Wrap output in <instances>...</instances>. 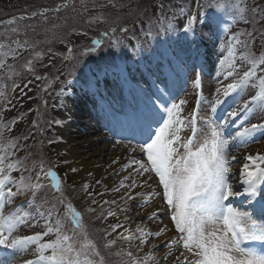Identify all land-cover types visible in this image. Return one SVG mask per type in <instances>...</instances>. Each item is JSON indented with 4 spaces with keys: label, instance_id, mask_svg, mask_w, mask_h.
Returning <instances> with one entry per match:
<instances>
[{
    "label": "snow or ice",
    "instance_id": "1",
    "mask_svg": "<svg viewBox=\"0 0 264 264\" xmlns=\"http://www.w3.org/2000/svg\"><path fill=\"white\" fill-rule=\"evenodd\" d=\"M69 2L63 0L52 11L58 13L62 8L67 9ZM109 2L112 7H116L112 0ZM193 2L197 11L193 12L183 6L179 9V15L184 17L180 31L186 39L195 35L197 23L207 21L218 27L224 15L230 16L234 22L242 21L244 24L253 21L261 24L264 21V7L258 4L248 6L244 0ZM72 7L75 10L74 4ZM171 10L172 5L168 4L167 11ZM208 10H212L211 16H208ZM49 11L45 8L0 21V81H5L0 86V96L6 95L3 89L7 87L8 80L21 93L32 83L29 80L23 87L15 83V78L21 76L16 61L24 52H28L29 57L21 67L26 73L32 74H35L36 65L47 54L57 55L52 53L51 47L46 52L38 50L41 43H53L54 36L51 39L46 37L44 41L31 39L28 29H35L31 24L23 23L38 16L47 21L46 14ZM155 15V20H149L150 27L146 36H151L152 28L157 25V33L161 30H177L171 22L177 16L174 14L169 17L166 14L163 0L156 4ZM87 22H107V17L98 15L90 17ZM230 28V25H226L223 31L228 32ZM119 31L127 33L129 29L120 27ZM116 32V27L104 31L101 38L93 39L91 45L80 52V56L96 53L103 45L104 38L110 37V34L114 37ZM257 38L264 40V30L233 31L220 44L222 55L219 65L223 73H217L219 86L215 89L214 97L208 101L212 116L204 121L208 133L202 141L197 139L202 131L197 126L202 97H198L196 109L189 117L182 115L186 100L164 102L161 99L173 95L169 87L170 76H179L177 69L171 67V62L169 75L163 79L158 77L154 82L155 92L144 93L139 100L130 103L126 110L118 112L112 109L109 112L119 134L132 138L117 143L140 156H131L120 166V171L127 174L121 179L120 186L112 191L125 189L121 200L126 203L144 195L140 192L133 194L134 189L146 185L151 187L149 181H155L158 187H162V192L147 193L143 203L148 204L159 197L163 201L164 210L170 212V220L175 229V236L164 243L169 251L163 257L157 259L153 251H159L160 244H153L148 253L139 256L138 253L143 252L150 238L164 235L167 226L153 232L137 225L132 231L119 222L116 210L109 209L106 215L101 211L97 219L106 221L112 217L116 220L108 225L111 231L105 229L106 236L115 234V238L107 240L104 248L111 249L117 240L127 242L126 248L114 253L121 258L120 264H163L169 257H174V264H264V153L242 152V149L257 141L258 133L264 134V123L248 126V120L243 119L257 110L264 111V75H258V72L264 73V52L257 55L253 50ZM113 43L118 46L120 41L114 40ZM141 49L142 45L138 41L133 51ZM63 58L76 59L71 47L67 48V55ZM9 60L13 62L9 63ZM237 60L241 63L238 64ZM244 65L248 66L247 70L240 75L239 69ZM34 78L39 81L47 77L35 75ZM230 78L231 82H226ZM67 83L71 84L72 81ZM86 83L91 87L90 80ZM193 86L201 87L199 74L193 80ZM250 87H258L250 100L238 103L233 99L232 105L224 110L219 119L213 118L230 97H238ZM237 120H241V123L229 132ZM15 123V119L11 124L0 122V264H16L30 250L34 258L23 260L22 264H106L105 256L89 236L82 213L65 197L59 174L52 167L46 166L43 160L31 159L30 162V154L24 157L18 155L21 151L20 139L26 140L28 137H11L8 134ZM187 130L191 134L185 138L181 133ZM133 139H136L135 145ZM241 156L244 162L237 171L242 191L236 187V173L233 170V165L240 163ZM118 160L112 163L116 164ZM71 171L76 172L77 169ZM49 188L57 195L52 200L39 198ZM88 188L89 185L85 184V191ZM20 197L27 199L21 205H16ZM238 198H243L239 205L234 203ZM92 203L97 204V201L93 200ZM103 203L116 204V201ZM6 208L10 209L7 214ZM125 210L119 209L120 212ZM87 211L95 213L96 208L89 207ZM124 218L128 219L127 216ZM147 219H158L157 212H152ZM40 220L44 222L41 232L32 235L15 234L19 228L34 227ZM47 237L54 238L46 240ZM133 242L136 253L131 250ZM173 249L179 254L176 255Z\"/></svg>",
    "mask_w": 264,
    "mask_h": 264
},
{
    "label": "rangeland",
    "instance_id": "2",
    "mask_svg": "<svg viewBox=\"0 0 264 264\" xmlns=\"http://www.w3.org/2000/svg\"><path fill=\"white\" fill-rule=\"evenodd\" d=\"M112 2L115 3L116 7H112L109 0H70L69 7L67 9L62 8L57 13L52 10L62 4L63 0H0V21L45 8L49 9L50 11L46 14L48 16L47 21L38 16L23 23L31 24L35 29L34 31L31 28L28 29V35L31 39L44 41L46 37L51 39L54 36L53 43L50 45L41 43L38 50L46 52L51 47L52 53L57 54L55 56L51 53L47 54L36 65L35 74L26 73L21 67L29 57L28 52H24L16 61L21 76L15 78V83L21 87L29 80L32 83L24 90V93H21L18 88H13L11 80L6 81L7 87L3 89L6 95L0 96V122L11 124L15 119L16 123L13 130L8 134L11 137H28L26 140L20 139L21 151L18 155L24 157L30 154V162L31 159L43 160L46 166L52 167L59 174L63 181L62 189L65 197L82 213L83 223L89 236L96 242L102 255L105 256L106 264H120L121 258L115 256L114 253L126 248L127 242L117 240L116 245L111 249L104 248L107 240L115 238V234L106 236L105 229L111 231L108 225L115 223L116 220L112 217H109L106 221L97 219L96 217L101 211H104L106 215L109 209L116 210L119 222L132 231L136 228L131 226L134 222L150 231H157L164 224H167L168 230L164 235L159 238H150V242L144 246L143 252L138 253L139 256L148 253L153 244H160L159 251H153L157 259L163 257L166 254L165 252L169 250L164 246V243L175 236V229L170 220V212L164 211L161 214L157 209H154L155 200L163 204L159 197L148 204L143 203L147 193L162 192V187H158L157 184L153 187L150 184L151 187L146 185L144 188H136L133 194L140 192L144 195L137 196L134 200L126 203L125 200H121V196L125 194V189L121 188L119 192L112 191L113 188L120 186L121 179L127 174L120 171V166L126 163L131 156H137V158H140V156L125 149L122 152L115 153L116 147H118V144L115 143L125 139L115 137L114 133L119 134V129L111 120H108L109 112L112 109L118 112L126 110V106L132 101L138 100L136 94L143 96L144 93H152L151 86L155 85L153 81L157 80L162 66L167 67L169 75L171 62V67L177 69L179 76H170L169 82L173 84L175 89L172 90L173 86L170 87L173 95L168 102L173 99L176 101L186 100L187 103L183 106L182 115L189 117L196 109L198 97H202L203 103L200 105L197 116V126L202 129L197 139L202 141L208 133L204 121L212 116L208 101L214 97L215 89L219 86L217 73H223V69L219 65V59L222 55L220 44L224 43L226 37L231 35L233 31L264 30V21L261 24L254 21L244 24L242 21L234 22L230 16L224 15L218 27L209 24L207 21L197 23L195 25V35L186 39L183 32L180 31V25L184 22V17L179 15V9L183 6L190 8L193 12L197 11L193 0H163L166 5V14L169 17L174 14L177 16V19L171 21L177 30L173 32L161 30L157 33V27H159L157 25L152 28V35L146 36L150 27L149 20H155L156 18V4L159 0H112ZM244 3L248 6L258 4L264 7V0H244ZM72 4L75 5V10H73ZM168 4L172 5L171 11H167ZM208 12V16L213 13L212 10H208ZM98 15L107 17V22L92 24L87 22L90 17ZM226 25L231 26L228 32L223 31ZM111 27L117 28L114 37L110 35V37L104 38L103 45L96 53L89 54L86 57L80 56V52L90 46L93 39L101 38V33ZM120 27H127L129 31L121 33L119 31ZM195 39L201 42L206 56L211 60L209 66H205L206 59L199 61L194 58ZM114 40H119L120 44L117 46L113 43ZM138 41L142 45V49L133 51ZM68 47L73 49L75 60H64L63 57L67 55ZM253 50L257 55L264 52V40L257 38ZM50 61L51 63H49ZM8 62L12 63L13 61L9 60ZM237 63L240 64L241 62L237 60ZM44 65L49 66L44 67ZM247 67V65L240 67L239 74L242 75ZM197 74H199L201 80L200 88L193 86V80ZM35 75L46 76L47 78L37 81L34 78ZM258 75H264V73L258 72ZM151 79H153L152 82ZM220 79H222V75ZM231 79L226 82H231ZM69 80L72 81L71 84L67 83ZM89 80L91 84H96L98 92L93 91L88 86L86 81ZM4 83L5 81H0V86ZM73 89L77 92L75 94H79L77 96L78 102H76L78 105L75 104V106H77V113L80 114L76 118L69 114L66 115L67 113H61L55 108L56 99L66 95ZM126 89L130 94V102L123 98ZM256 91H258V87H250L240 96L230 97L227 104L218 109L213 118L219 119L224 110L232 105L233 99L238 103H243L250 100ZM98 95L102 99H99ZM9 100L11 103H8ZM243 119L248 120V126L252 123H264V111L257 110L250 117H244ZM56 121H59V123H56ZM240 123L241 120H237L236 125H233L229 132H232ZM82 124H86L87 129ZM111 129L114 131L113 134L109 132ZM75 130L86 132L84 136L86 140L90 141H96V133L102 137H107L106 140L98 141L93 147V150L97 151L99 146L108 145H105L107 150L103 151V153L107 152L109 154L107 167L104 166L103 169L94 170L80 164V161L70 151V148L75 147V144L69 142V137H64V133L70 136ZM190 134V130L181 133L185 138ZM133 145L135 144L133 143ZM242 152L250 154L264 153V134L258 133L257 141L242 149ZM118 158V163L113 164L112 162ZM243 162V156H241L240 163L233 165L234 172L241 167ZM73 168L77 171L72 172L71 169ZM102 171L104 174L101 173ZM236 178L237 173L234 179L236 180ZM97 181H100V183H97ZM45 183L50 184L51 181ZM85 184L89 185L87 191L84 189ZM56 195L49 188L42 192L39 198L52 200ZM26 199V197H20L16 200V205H21ZM93 200H96L97 204H93ZM112 200H115L116 204L103 203ZM234 203L239 205L240 202L234 201ZM89 207L96 208V212H88ZM120 208L126 210L120 212ZM9 210L6 208L5 214ZM61 211H63V208H61ZM148 211L157 212L158 219L149 221L145 217V213ZM125 216L128 217L127 220H125ZM43 224V220H40L34 227L19 228L15 234L32 235L41 232ZM68 227H71L70 221ZM51 238L54 237L45 239ZM164 240L166 241L163 243ZM131 250L136 253L135 242H133ZM33 258L34 254L30 250L20 260H17L16 264H22L23 260ZM166 261H163V264Z\"/></svg>",
    "mask_w": 264,
    "mask_h": 264
},
{
    "label": "bare ground",
    "instance_id": "3",
    "mask_svg": "<svg viewBox=\"0 0 264 264\" xmlns=\"http://www.w3.org/2000/svg\"><path fill=\"white\" fill-rule=\"evenodd\" d=\"M194 41V40H193ZM194 51L196 50V51H198L199 52V54H201V56L203 57V58H207V65L211 62V60L209 59V57L208 56H206L205 54H204V47H203V45L201 44V42H199L198 40H196L195 39V41H194ZM200 45V46H199ZM159 77V76H158ZM160 77H162L161 75H160ZM75 93H77L76 92V90L75 89H73V90H70L69 91V93H67L66 95H64V96H61V97H59V98H57L56 99V101H55V108L58 110V111H60L61 113H67L66 115H71L73 118L75 117H79V114L80 113H77L78 111H77V106H75V104H76V102H78L77 101V96L79 95V94H75ZM67 96V97H66ZM76 105H78V104H76ZM73 114V115H72ZM94 119V118H93ZM95 120V119H94ZM93 120V121H94ZM82 126L84 127H86V124H82ZM97 127V126H96ZM98 128V127H97ZM86 129H87V127H86ZM90 130H91V127H90ZM88 131H89V129H88ZM73 133H75V134H73ZM83 132H81V131H74V132H72V135H70V136H68V134H65L64 133V137H69L70 138V143L72 144H75V147H71L70 148V151H71V153L72 154H74L75 156H76V158H77V160L78 161H80V164H82V165H85V166H87L88 168H91V169H94V170H97L98 168H100V169H103V167L104 166H106L107 167V164H108V159H109V154L107 153V152H104L103 153V151H106L107 149H106V146H108L107 144H105V145H101V146H99V149L97 150V151H94L93 150V147L96 145V143L98 142V141H101V140H106L107 139V137H102L100 134H97L96 133V137H97V139H95L96 141H90V140H86V137L84 136V133H86V132H84L83 134H82ZM111 133V132H110ZM112 134V133H111ZM69 143V144H70ZM110 143V142H109ZM115 144H118V143H115ZM112 146H113V144H112ZM117 149H116V151H115V153H119V152H122L123 151V146L122 145H120V144H118V147H116ZM106 149V150H105ZM138 155V154H137ZM104 172H105V170H103ZM103 171L101 172L102 174H104L103 173ZM235 173H237V178H236V180L235 181H237V183H236V187L239 189V190H243L242 189V187L239 185V183H238V181H239V176H238V171H236ZM46 182V181H45ZM149 184H151L153 187H155L156 186V182L155 181H149ZM144 188V187H143ZM243 198H238V200L237 201H239L240 202V200H242ZM154 209H157L161 214L165 211L164 210V205L163 204H161L158 200H155L154 201ZM151 213H152V211H148V212H146L145 214H146V216L145 217H148L149 215H151ZM132 219V218H131ZM164 223H167V222H164ZM163 223V224H164ZM131 224V223H130ZM137 225H139L137 222H134V223H132L131 224V226H132V228H134V227H137ZM164 226H167V224H164ZM163 226V227H164ZM160 228H162V227H160ZM153 232H155V231H153ZM171 232V231H170ZM168 239V238H167ZM166 239V240H167ZM166 240H164L163 241V243L166 241ZM160 243V242H159ZM169 251V250H168ZM168 251H166L165 253H167ZM173 251L175 252V249H173ZM164 253V254H165ZM175 254L176 255H178L179 253L178 252H175ZM165 264H174V257H169L168 259H167V261L165 262Z\"/></svg>",
    "mask_w": 264,
    "mask_h": 264
},
{
    "label": "trees",
    "instance_id": "4",
    "mask_svg": "<svg viewBox=\"0 0 264 264\" xmlns=\"http://www.w3.org/2000/svg\"><path fill=\"white\" fill-rule=\"evenodd\" d=\"M1 107V106H0Z\"/></svg>",
    "mask_w": 264,
    "mask_h": 264
}]
</instances>
